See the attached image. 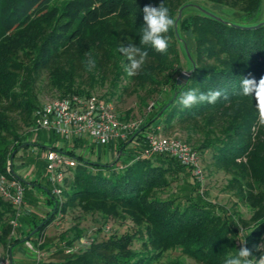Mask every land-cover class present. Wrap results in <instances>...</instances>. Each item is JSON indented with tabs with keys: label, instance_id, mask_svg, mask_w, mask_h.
I'll use <instances>...</instances> for the list:
<instances>
[{
	"label": "trees",
	"instance_id": "trees-1",
	"mask_svg": "<svg viewBox=\"0 0 264 264\" xmlns=\"http://www.w3.org/2000/svg\"><path fill=\"white\" fill-rule=\"evenodd\" d=\"M160 2L0 0V173L21 181L27 196L32 195L29 185L36 182L29 184L13 164L17 153L31 145L26 138L35 132L33 114L46 100L76 94L112 100L123 88V93L137 94L146 108L141 127L128 139L111 144L120 153L112 162L76 154L84 138L73 139L71 149L43 145L74 156L78 163L65 179L62 201L51 193L49 179L46 185L38 184L48 193L52 209L40 220L32 212L25 214L31 226L23 238L12 233L15 210L0 195V242L8 254L26 240L36 239L40 248L48 247L51 238L39 240L58 212L70 208L131 219L136 230L87 244L80 242L81 229L75 235L64 232L60 236L64 244L55 245L58 256L41 259L40 264H155L175 249L201 264H224L226 257L238 252L240 240L250 249L263 241L264 127L254 128L255 98L240 93L244 78H264V0H163L174 19L165 34L169 46L164 53L140 42L143 8L158 7ZM186 4L190 5L176 31L179 10ZM130 44L147 51L143 66L133 76L127 75L125 66L130 61L120 51ZM88 59L95 61L91 70L86 67ZM185 70L191 74L178 84ZM43 78L57 94L41 101L37 85ZM108 82L113 87L110 96L99 93L98 88ZM189 90H222L228 98L222 95L215 103L182 109L178 97ZM150 99L154 100L151 108ZM129 112L126 119L117 112L119 119L135 121L127 120ZM158 127L169 136L177 129L184 131L187 137L182 139L199 153L205 173L203 157L209 154L208 167L230 176L227 189L248 208L250 217L205 198L193 170L176 158L143 155L145 133ZM53 136L55 142L61 138L54 132ZM135 140L141 146L127 151ZM184 174L191 178L186 191L163 195ZM80 243L79 249L66 252ZM253 255L255 260L259 252L254 250Z\"/></svg>",
	"mask_w": 264,
	"mask_h": 264
},
{
	"label": "rangeland",
	"instance_id": "rangeland-1",
	"mask_svg": "<svg viewBox=\"0 0 264 264\" xmlns=\"http://www.w3.org/2000/svg\"><path fill=\"white\" fill-rule=\"evenodd\" d=\"M113 90V87L110 83H106L104 86H100L98 88L99 93H105L107 96H110V91ZM37 93L39 96V100L45 99L47 96H54L57 93L52 91L47 84L46 78H43L39 85H37ZM112 102L117 109L119 116H124L126 119V114L129 112V117L127 120H135L139 123L143 122L144 113H146L145 106H142L137 94H133L131 92H124L123 88L119 89V91L111 96ZM154 100H147V103L151 104ZM26 131V128H22V131ZM153 130V129H152ZM151 129L148 131H152ZM147 131V132H148ZM175 134L179 135L181 138L186 139V133L182 130L177 129ZM27 140L31 143V145L24 146L16 155L14 159V167L17 172L21 176L29 174L27 179H29L30 175H35L36 173L43 177V184L47 183V176L45 175L46 171V162L43 158V154L45 153V148L43 145L51 146L53 144L54 136L53 131L49 129H40L38 131L32 132L30 136H27ZM84 140L85 144L81 147L76 148V154H82L85 157L90 158L91 160L100 161L103 163L112 162L116 157L120 156L117 149H114V145L111 144H103L98 145L92 139ZM57 142H59L63 147L66 146L68 149H71L74 145L73 140L65 143L62 138H60ZM118 142V141H117ZM144 143V140L143 142ZM141 146V141H133L127 148V151L130 149L133 150L136 147ZM210 155H206L203 157V162L206 165L207 173H205V181L202 186H200L199 191L201 194L214 202L219 204H225L229 208H237L243 214L244 217L249 218L250 212L248 208L243 204L239 203L236 195L233 191H229L227 189V184L230 176L223 171H218L212 168H209ZM182 176V175H180ZM26 179V178H25ZM191 178L189 175L184 174L183 179L178 180V182H174L172 187L168 188L163 195H179L186 191V186H189V182ZM184 188V189H182ZM189 189V187H187ZM25 200H26V212L31 211L37 217V220L41 218L48 217L49 211L52 209V204L48 203L45 199H40L35 191H32V195L27 196V189L25 188ZM44 194V193H43ZM48 195V193H46ZM46 194H44L46 196ZM47 197V196H46ZM236 203V205H234ZM239 203V204H238ZM54 205V204H53ZM24 214L20 217V230L16 231V236L23 238L25 233L30 229V224L24 219ZM1 222H0V234H1ZM77 229H81L83 233L82 241L87 240H104L108 238L111 234H124L125 232H134L136 227L131 219H115V218H106L101 214H85L78 208H70L67 212H58V216L54 219V221L46 228L44 232V236L39 242L43 241L45 238H51L49 246L46 248H40L34 240H30L33 244V249L27 246L26 241L19 242L17 245L13 247L14 257L17 254H21L23 262L22 264H40L37 262V253L38 251L42 252L44 255L41 256V259L44 258H54L57 257L56 244L60 246L64 244L61 242L60 236L66 232L67 235H75ZM80 240V242H82ZM260 244H264V239ZM140 242L136 243V247H140ZM4 246L0 242V254L3 256H7L8 253ZM264 255V252H259L257 259ZM37 259V260H36ZM155 264H201L196 262L195 260L185 256L180 249L170 250L164 254V256Z\"/></svg>",
	"mask_w": 264,
	"mask_h": 264
},
{
	"label": "built area",
	"instance_id": "built-area-1",
	"mask_svg": "<svg viewBox=\"0 0 264 264\" xmlns=\"http://www.w3.org/2000/svg\"><path fill=\"white\" fill-rule=\"evenodd\" d=\"M152 106L153 103L149 108ZM33 118L35 131L49 129L67 141L90 137L98 145L126 140L142 125L137 121L120 120L114 102L103 100L95 95L76 94L46 100L35 109ZM142 154L145 156L170 155L183 165L190 167L201 184L205 181V171L199 153L179 135L163 134L161 127H158L156 131L145 133ZM77 163V159L66 152L53 148L47 151L46 169L51 193L60 201H62L65 179ZM0 195L9 201L15 210V215L10 221L12 233L15 234L20 228V217L24 211L25 214L31 213L25 210V186L7 173H0ZM81 243L87 244L88 240L85 239ZM81 243L67 248L66 252H74L79 249ZM26 244L33 249L30 240L26 241ZM42 255L44 254L38 251L39 263ZM0 264H13V262L9 255L0 254Z\"/></svg>",
	"mask_w": 264,
	"mask_h": 264
},
{
	"label": "clouds",
	"instance_id": "clouds-1",
	"mask_svg": "<svg viewBox=\"0 0 264 264\" xmlns=\"http://www.w3.org/2000/svg\"><path fill=\"white\" fill-rule=\"evenodd\" d=\"M143 29L140 42L143 45L150 46L158 53H164L168 50V40L166 33L174 25V19L170 15V10L161 0L159 6L147 4L143 8ZM120 51L126 55L130 64L125 66L128 76L137 74V71L143 66L147 57V51L134 44L121 46ZM95 66L93 59L86 61V67L91 70ZM241 95L252 96L256 100L257 122L254 128L264 127V78L257 81L255 78H244L241 82ZM227 99V95L222 90H209L207 92L197 93L196 90H189L178 97L180 107L191 108L200 103H215L221 96ZM242 246L234 256L226 257L224 264H264V255L259 259H252L253 251L264 252V244L253 245L250 249L245 245V240H240Z\"/></svg>",
	"mask_w": 264,
	"mask_h": 264
},
{
	"label": "crops",
	"instance_id": "crops-1",
	"mask_svg": "<svg viewBox=\"0 0 264 264\" xmlns=\"http://www.w3.org/2000/svg\"><path fill=\"white\" fill-rule=\"evenodd\" d=\"M90 139L91 141V138L90 137H87L86 139ZM85 139V138H84ZM86 141V140H85ZM87 142V141H86ZM51 146L50 147H53L54 145L57 146L58 148L62 147V145L59 143V142H53V144H50ZM50 149V148H48ZM48 149L45 150V153L43 154V158L46 162V154H47V151ZM88 158V157H87ZM17 172V171H16ZM47 169L45 171V175L47 176V181H48V174H47ZM17 174H19V172H17ZM20 175V174H19ZM21 176V175H20ZM27 176H29V174L27 175H24V176H21L22 178H26L25 180L30 184L31 181H34L36 182V186H33L32 184H30L29 186V190H32V191H35V193L37 194V196L40 198V199H47V197L43 194V191H42V188L38 185V184H41L43 185V177L41 178V175L36 173L35 175H30L29 179H27ZM47 201V200H46ZM12 248V247H11ZM11 258H12V262L13 264H22L23 262L21 261L22 259L24 260V258H22L21 254H17L15 257H14V254H13V251L11 253L8 254ZM37 260V259H36ZM38 262V260H37Z\"/></svg>",
	"mask_w": 264,
	"mask_h": 264
},
{
	"label": "water",
	"instance_id": "water-1",
	"mask_svg": "<svg viewBox=\"0 0 264 264\" xmlns=\"http://www.w3.org/2000/svg\"><path fill=\"white\" fill-rule=\"evenodd\" d=\"M189 5H190V4H186V5H184L183 7L180 8L179 13H178V16H177V19H176V21H175V28H176V31H177V27H178V22H179V20H180L181 17H182L183 10H184L186 7H188ZM197 7H198L199 9L203 10L200 6H197ZM203 11H204V12H207V11H205V10H203ZM262 23H264V22H262ZM262 23H260V24H258V25H256V26H252V27H258V26H260ZM187 53H188V55L190 56L188 49H187ZM190 74H191V71L185 70V71H184L183 73H181V75L177 78V83H178V84H181V83H183V82H186ZM118 157H119V156H118ZM11 259H12V258H11Z\"/></svg>",
	"mask_w": 264,
	"mask_h": 264
}]
</instances>
